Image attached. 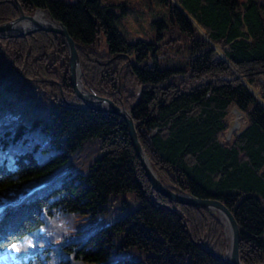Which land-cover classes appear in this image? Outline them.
I'll return each mask as SVG.
<instances>
[{
	"label": "trees",
	"instance_id": "obj_1",
	"mask_svg": "<svg viewBox=\"0 0 264 264\" xmlns=\"http://www.w3.org/2000/svg\"><path fill=\"white\" fill-rule=\"evenodd\" d=\"M17 2L25 14L43 8L63 23L90 91L119 105L120 80L159 180L223 203L238 225L242 264H264V4L160 0L167 17L152 21L146 40L118 28L128 2L117 12L101 0ZM17 17L14 0H0V24ZM0 58V201L72 168L54 188L7 210L5 237L31 238L35 264H225L216 216L153 191L122 119L83 107L59 35L0 39ZM234 108L243 126L226 139ZM19 110L24 118L10 128ZM126 193L138 208L120 207ZM106 218L115 221L84 237Z\"/></svg>",
	"mask_w": 264,
	"mask_h": 264
},
{
	"label": "water",
	"instance_id": "obj_2",
	"mask_svg": "<svg viewBox=\"0 0 264 264\" xmlns=\"http://www.w3.org/2000/svg\"><path fill=\"white\" fill-rule=\"evenodd\" d=\"M17 9V19L0 25V38H16L29 35L37 31H44L61 36L68 50L71 86L77 96L81 99L85 107L88 109H93L97 112L110 113L115 116H119L126 123L128 137L133 146L134 152L144 171L145 177L147 178L149 184L151 185V188L155 192L161 194L162 196L177 204L188 205L195 208L210 209L216 212V214L219 215L218 219L220 223L224 227L225 234L226 232L228 234V237L225 236L226 259L224 260V262L226 264H242L239 257L238 246L239 229L237 222L231 214L230 210L220 201L196 198L186 192H173L169 190L165 185H163L159 181L155 172L152 170L149 160L145 155L143 147L140 144L136 132V126L133 123L130 112L127 111L124 107H118L114 105L112 102L105 98L98 97L96 94L88 90L83 84L82 71L78 53L75 47V42L69 35L63 23L55 20L51 16L50 12L46 9H36L32 16L24 15L20 6H18ZM38 12L43 13L46 19L50 21L48 26L42 25L37 21L36 16ZM21 22L28 23L29 28L25 30L17 29L16 25ZM96 105L98 107H96Z\"/></svg>",
	"mask_w": 264,
	"mask_h": 264
},
{
	"label": "rangeland",
	"instance_id": "obj_3",
	"mask_svg": "<svg viewBox=\"0 0 264 264\" xmlns=\"http://www.w3.org/2000/svg\"><path fill=\"white\" fill-rule=\"evenodd\" d=\"M63 1L66 3H75L77 0H63ZM159 1L160 0H101V3L103 4L111 3L113 5H116L115 12H117L119 8V3L128 2L126 3V7L129 9L128 13L123 16L122 20H120V23L118 24V28L121 31H126V32L131 33L132 36L136 35L139 38H144L148 40L150 39L151 35H154V32H155L154 27L151 26L152 21L154 22V20L160 17L162 18V16L167 17V14H168L166 7L160 4ZM238 1L244 2L245 0H238ZM259 1L262 4H264V0H259ZM172 46L175 47L176 45L172 44ZM66 50H67V47H66ZM67 55H68V50H67ZM2 58L3 60L5 59L4 60L5 63L10 65V67L14 68L13 58H11L10 56L9 57L6 56V54L5 56H2ZM68 60H69V57H68ZM10 72H12L11 73L12 75L14 74V70ZM117 92L119 94L120 103L119 105H116V104L115 105L119 107H124L127 111L130 112V115H131L130 109H128L125 103L123 102V96L121 93L120 86H118ZM133 92L134 94L137 95V98H138V95L140 94V88H137L136 90L133 89ZM236 114H239L241 124L237 126V128L235 129V126H233V123L235 121ZM242 126H243V115L234 108L233 110H231V123L229 126V130L226 134V139H230L234 133H238V131L241 129ZM81 157H82L81 160L83 159V162H87V163L91 162L92 158L86 151L84 152V154L83 153L81 154ZM118 202H119L120 207H127L128 210H134L140 206L139 200L134 198L131 193H126L125 196L119 199ZM123 202H126L127 205L125 206ZM114 221L115 219L113 218H106V219H102L101 224L109 225ZM67 222L71 223L72 221L63 220L62 223L66 224ZM97 224H98V227H103L99 223ZM53 229H55L56 231L55 234H58L57 231H59L60 233L64 235V232L62 231L63 229H60L59 226L53 225Z\"/></svg>",
	"mask_w": 264,
	"mask_h": 264
},
{
	"label": "bare ground",
	"instance_id": "obj_4",
	"mask_svg": "<svg viewBox=\"0 0 264 264\" xmlns=\"http://www.w3.org/2000/svg\"><path fill=\"white\" fill-rule=\"evenodd\" d=\"M40 9H43V8H40ZM36 19H37V21L39 22V23H41L42 25H46V26H48L49 25V20H47L46 19V17L44 16V14L43 13H41V12H38L37 13V16H36ZM16 28L17 29H19V30H25V29H27V28H29V25H28V23H26V22H21V23H18L17 25H16ZM1 40H2V38H1ZM68 62H69V60H68ZM79 62H80V60H79ZM122 68L123 67H121V70H122ZM69 72H70V68H69ZM119 74H120V71H119ZM70 83H71V80H70ZM72 87V86H71ZM73 89V88H72ZM75 93V92H74ZM92 93H94V92H92ZM94 94H96V93H94ZM97 95V94H96ZM98 96V95H97ZM98 97H100V96H98ZM95 104V103H94ZM57 106H60V104H57ZM96 107H98L97 105H96ZM89 110H91V109H89ZM63 111L64 110H60V116L62 117L63 116ZM95 114H102L101 112H97V111H93ZM119 117V116H118ZM235 121H234V123H233V126H235V129L237 128V126H239L240 124H241V122H240V117H239V114H236L235 115ZM123 121V120H122ZM124 122V121H123ZM125 123V122H124ZM125 126H126V123H125ZM55 140H56V138H55ZM144 152H145V150H144ZM145 155H146V153H145ZM147 156V155H146ZM74 158H75V156H74ZM139 200V199H138ZM172 202V201H171ZM174 203V202H173ZM177 204V203H176ZM179 205H182V204H179ZM185 206H188V205H185ZM188 207H191V206H188ZM191 208H194V209H198V208H195V207H191ZM205 210H207V211H209V212H211V214H214V216H216V218L219 216V215H217L216 214V212H214L213 210H210V209H205ZM223 228V230H224V227H222ZM223 235H224V237L226 236V237H228V234H227V232H226V234H225V231L223 232ZM225 254V253H224Z\"/></svg>",
	"mask_w": 264,
	"mask_h": 264
},
{
	"label": "snow or ice",
	"instance_id": "obj_5",
	"mask_svg": "<svg viewBox=\"0 0 264 264\" xmlns=\"http://www.w3.org/2000/svg\"><path fill=\"white\" fill-rule=\"evenodd\" d=\"M12 248L15 249V250H18L17 246L15 244L12 245Z\"/></svg>",
	"mask_w": 264,
	"mask_h": 264
}]
</instances>
